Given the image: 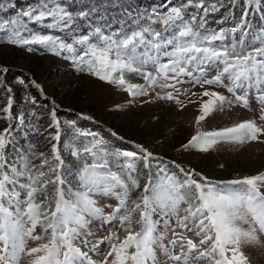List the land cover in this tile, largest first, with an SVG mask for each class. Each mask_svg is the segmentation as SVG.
Masks as SVG:
<instances>
[{"label":"snow or ice","instance_id":"obj_1","mask_svg":"<svg viewBox=\"0 0 264 264\" xmlns=\"http://www.w3.org/2000/svg\"><path fill=\"white\" fill-rule=\"evenodd\" d=\"M188 4H192V0H188ZM187 6L181 4L173 6L166 14L149 15L146 25L138 22L141 17L133 19L129 13L128 18L136 27L125 24L106 32L104 28L110 25H101L79 35L76 15L60 3L43 0L38 9L24 15L34 22L50 20L48 27L67 31L71 42L34 33L25 38L20 33L26 29L21 28L15 29L7 42L21 46L41 45L57 55L73 53L66 58L77 63L79 70H87L100 80L116 85L133 99L148 96L149 91L159 88L153 99L174 102L178 110H183L187 104L180 97L191 92V96L198 97L192 100L189 96L187 101L199 104L197 125L213 112L224 111L226 105L239 104L248 108L250 95L262 106L259 120L264 121V28L254 36L259 46L239 48L244 37L249 35L251 22L247 16L254 5L247 6L249 11L242 14L239 28L232 29V32L240 31V41L231 46L223 44V30L202 33L195 30L193 22L199 29L207 21L203 17L197 20L196 15L186 19L184 9ZM192 6L203 9L205 14L217 10L215 4L206 6L200 2ZM89 15L90 12L79 13L81 18ZM153 23H159L160 28H152ZM216 41L221 43L217 45ZM162 58L166 59L162 62ZM212 72L215 75L209 76ZM127 74L142 78L145 86L130 83ZM184 84L204 90L200 93L191 89L182 91L180 86ZM207 86L226 88L233 99ZM2 111L11 114V98ZM51 115L57 129L52 139L59 142V121L55 111ZM77 135L92 136L93 140L71 152L83 160L76 173L82 190L72 192L62 187L68 181L62 171L64 161L57 145L52 147L51 158L40 154L42 162L38 167L28 156H21V166L17 167L5 159V149L12 143V130L0 131V264H18L22 254L31 258L30 264H95L88 252L74 245L82 234L92 235L82 232L92 219H99L102 226L109 224L125 232L123 239L112 231L91 245L90 251L101 256L99 264H156L154 247H161L158 242L162 238L156 234L157 222L152 220L157 211L169 219L176 215V226L199 238L194 242L183 232L173 231L175 239L169 243L178 252L174 255L169 252V260L177 264L201 260H208L210 264H250L243 247L264 245V192L261 191L264 173L213 183L195 170L175 165L184 177L179 180L176 173L168 172L167 165L157 164L161 179L153 180L149 171V181L140 198L129 204L130 191L139 187L133 175L138 162H142L143 169L150 170L158 158L143 146L137 145L138 151L111 152L107 142L97 138L95 133L78 130ZM250 142L264 143V124L246 120L231 127L198 132L182 148L208 152L223 143L241 146ZM109 157L120 160L118 171H112ZM21 177L25 178L23 183ZM49 185L54 186V194L47 191ZM18 187L24 190L23 200L17 192ZM95 196L114 197L118 203L112 212L105 214L103 208L97 206ZM182 202L188 207L183 210L185 215L179 216ZM137 211L141 230L134 232L132 214ZM117 221L118 225L113 223ZM38 227L40 232H37ZM28 240L39 243L27 248ZM82 243L87 246L88 242ZM101 244H106L107 249H101Z\"/></svg>","mask_w":264,"mask_h":264},{"label":"rangeland","instance_id":"obj_2","mask_svg":"<svg viewBox=\"0 0 264 264\" xmlns=\"http://www.w3.org/2000/svg\"><path fill=\"white\" fill-rule=\"evenodd\" d=\"M42 2L43 0H0V69H7L6 72L0 71V131L10 128L12 142L17 139L15 144L11 143L5 149V159L20 167V157L28 156L31 158L32 164L38 167L42 162L40 154L43 153L44 157L51 158L52 147L57 145L64 161L62 171L68 181L62 187L65 191L71 189L72 192H76L82 190L76 175L78 171L76 165L80 162L83 163V160L77 159L71 152L74 148L78 149L93 140L92 136L77 135L78 130L95 133L97 138H102L107 142V148L111 152L138 151L136 146H143L158 159L150 170L143 169L142 162H138L137 172L133 175L136 176L139 187L130 191L129 204L140 198L144 185L149 181L147 174L149 171L153 180L161 179L157 164L167 165L168 172L176 173L179 180H183L184 177L175 165H180L186 170H195L196 173L213 183L264 173V143L250 142L241 146L223 143L216 145L208 152L182 148V145L188 143L192 136L197 135L198 132L219 130L246 120H255L258 124H264V121L259 120L262 106L256 102L253 96L249 97L248 108L241 107L239 104L232 107L226 105L224 111L213 112L200 125H197L199 104L187 103V101L189 96L192 100H197L198 97L191 96V92L188 93V96L181 95L180 97L187 104L183 110H178V106L174 102L153 99L155 92L160 91L159 88L155 92L149 91L148 96L133 99L116 85L100 80L89 74L87 70H79L77 63H74L71 58H66L74 55L73 53L61 52L57 55L41 45L21 46L8 43L9 37L17 28L26 29L20 33L25 38H30L34 33L59 37L61 40L71 42L70 33L67 31L48 27L50 20L34 22L24 15L25 12L38 9ZM148 2L149 4L145 7H140L137 0H49L51 4H62L77 16L79 35L87 33L90 28L101 25H110V27L104 28L106 32L120 29L125 24L136 27L128 18L129 13L133 19L141 17L138 22L146 25L149 15L166 14L173 6L187 4L184 14L185 18L190 20L191 14L198 11L192 5L200 2L206 6L215 4L217 5L215 12H225V17L227 16L228 20L227 18L226 20L225 18L217 19L214 26L206 22L199 29H196V24L193 22L192 27L201 33L205 30L209 32L223 30L225 33L223 44L227 46L238 44L240 41V31L232 32V29L239 28L241 17H233V12L239 8L244 14L249 11L247 6L251 4L254 5V8L249 11L247 16L251 22L249 24L250 32L248 36L244 37L243 44H240L239 48L259 46V41L254 39V36L260 29L253 22L255 12H257L262 19L261 26L264 28V0H230L229 2L228 0H192V4H188V0H148ZM223 2L225 3L223 4ZM199 10L202 11L197 20L200 17L206 20L208 13L205 14L203 9ZM81 11L90 12V15L87 18H81L79 16ZM237 14L239 15V13ZM225 21L229 22L232 29H219L221 23H225ZM151 27L159 29L160 24L153 23ZM215 43L219 45L221 42L216 41ZM29 48L33 50L29 51ZM164 59L166 58H162V62ZM148 70H151V66ZM212 75H215V72L209 73V76ZM126 79L132 84L145 86V81L135 74H127ZM225 83L229 82L225 80ZM180 87L182 91L191 89L192 92L197 93L204 90L199 87L192 88L190 84ZM207 87L209 90H215L225 95L230 100L233 99L232 94L228 93L226 88ZM10 98L11 114L9 115L2 110L8 106ZM146 100L150 102L144 103ZM53 111L56 113V119L60 126L59 142L52 139L57 130L51 115ZM17 127L19 128L17 129ZM112 133L116 135H112ZM53 163L55 162L53 161ZM120 163V160L109 157L112 171H118ZM123 178L127 180L126 175H123ZM195 178L199 179V177ZM24 179L21 177L20 182L23 183ZM47 191L49 194H54V186L49 185ZM261 191L264 192V187L261 188ZM17 192L20 199L23 200L24 190L18 187ZM144 194L147 195V193ZM93 198L96 200L97 206L103 208L105 214L112 212L118 203L114 197L95 196ZM187 207V203L184 202L179 205V216L185 215L183 210ZM139 219L138 211L132 214V230L134 232L141 230V225L137 223ZM152 220L157 222L156 234L162 237L158 242L161 247H154L156 264H177L176 261L169 260V252L173 255L178 252V249L173 248L169 243L175 239L173 231L183 232L194 242L199 239L187 230L176 226V215H171V219H169L167 216L162 217L157 211L152 215ZM113 223L118 225V221ZM242 227L246 228L247 225H242ZM40 231L38 227L37 232ZM112 231H116L120 239L125 236L122 228H113L109 224L102 226L99 219H92L82 230L83 233L91 232L92 235L82 234L74 241V245L81 251L88 252L95 264H99L101 256L90 251L91 245L108 236ZM84 240H87V246L82 243ZM38 243L28 240L26 247H35ZM107 247L106 244L100 245V248L104 250ZM129 251H134V249H129ZM243 251L250 264H264V245H245ZM30 261V257L22 254L18 264H30ZM189 264H210V262L208 260L190 261Z\"/></svg>","mask_w":264,"mask_h":264},{"label":"trees","instance_id":"obj_3","mask_svg":"<svg viewBox=\"0 0 264 264\" xmlns=\"http://www.w3.org/2000/svg\"><path fill=\"white\" fill-rule=\"evenodd\" d=\"M223 1H225V0H223ZM230 0H228V2H229ZM137 2L140 4V7H145L146 5H148L149 4V2H148V0H137ZM225 2H223V4H224ZM221 6H223V5H221ZM221 6H219V7H221ZM227 8H228V5H227ZM195 9H197V8H195ZM202 11V10H201ZM201 11L200 10H198L197 12H194V13H192L191 14V16L192 15H196L197 17L198 16H200V14H201ZM225 12H223V11H219L218 13H216L215 11H209L208 12V15H207V18H206V20H207V22L211 25V26H214V24H215V22L217 21V19H222V18H225V20H226V18H227V20H228V17L226 16L225 17V14H224ZM237 13H239V15L237 14ZM233 17H235V18H242V11L238 8L237 9V11H234L233 12ZM261 21H262V19L259 17V14L257 13V12H255V17H254V22H253V24H257V26H258V29H261L262 28V26H261ZM225 23H227V25H225ZM225 23H221V25H220V28L219 29H222V28H229V29H232V26L229 24V22H226L225 21ZM223 24V25H222ZM34 106L32 105V108H33ZM19 127H17V129H18ZM19 134V133H18ZM15 142H17V139H14L13 140V142H12V144H15ZM82 166V163L80 162V163H77V165H76V169L77 170H79L80 169V167Z\"/></svg>","mask_w":264,"mask_h":264},{"label":"bare ground","instance_id":"obj_4","mask_svg":"<svg viewBox=\"0 0 264 264\" xmlns=\"http://www.w3.org/2000/svg\"><path fill=\"white\" fill-rule=\"evenodd\" d=\"M241 117V116H240Z\"/></svg>","mask_w":264,"mask_h":264}]
</instances>
